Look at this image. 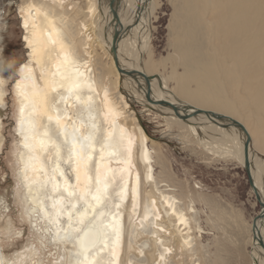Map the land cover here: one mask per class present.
<instances>
[{
	"label": "bare ground",
	"instance_id": "1",
	"mask_svg": "<svg viewBox=\"0 0 264 264\" xmlns=\"http://www.w3.org/2000/svg\"><path fill=\"white\" fill-rule=\"evenodd\" d=\"M73 1L23 0L21 6L27 54L17 80L28 95H19L15 81L13 93L26 215L43 221L55 245H70L72 264H138L129 256L141 254L151 264L178 255L175 263L182 264L193 242V210L172 192L153 191L151 139L133 108L139 103L167 132L178 130L195 155L236 162L251 174L263 215L250 227V259L264 264V0H173L168 25L173 54L160 64L163 71L169 65L168 77L156 72L147 45L157 1L86 0L84 18ZM97 49L111 60L100 77ZM26 64L34 70L35 87L22 80ZM22 118L31 148L24 147L19 132ZM73 137L77 149L91 145L86 150L93 157V192L101 164L107 190L100 204L91 195L87 203L80 198L83 178L77 186L64 162ZM57 147L64 177L53 172ZM142 240L150 247L144 253L137 247ZM0 261L6 263L2 253Z\"/></svg>",
	"mask_w": 264,
	"mask_h": 264
},
{
	"label": "rangeland",
	"instance_id": "2",
	"mask_svg": "<svg viewBox=\"0 0 264 264\" xmlns=\"http://www.w3.org/2000/svg\"><path fill=\"white\" fill-rule=\"evenodd\" d=\"M155 1L158 6L151 20L147 45L153 65L158 69L155 68L156 72L168 77L171 74L169 65L163 71L160 64L167 62L173 54L168 30L173 0ZM73 2L80 7L81 18H84L88 12L87 1ZM22 5L23 0H0V79L5 81L2 90L7 93L0 98V113H4L0 117V253L5 264H72L70 245L67 242L55 245L43 221H34L26 215L17 174L15 130L19 104L13 84L27 54L22 43L25 32L20 28ZM68 27L72 28L71 25ZM5 48H10V55L4 56ZM97 53L95 71L100 77L105 70L109 71L111 60L100 49ZM209 53L214 54L213 51ZM177 71L181 72V69L177 68ZM173 85L170 80L168 86ZM133 108L142 130L151 139L148 147L153 166V191L172 192L193 210L189 214L193 242L181 255L182 264H252L250 227L261 206L252 196L244 167L230 161L207 162L202 155H195L186 148L188 143L177 136L178 130L167 132L164 123L146 112L139 103ZM249 176L252 183L250 173ZM25 229L27 235H24ZM146 244L148 242L142 240L137 247L144 253L150 250ZM129 258L131 263L151 264L143 254ZM178 258L177 255L168 259L166 264H176Z\"/></svg>",
	"mask_w": 264,
	"mask_h": 264
},
{
	"label": "snow or ice",
	"instance_id": "3",
	"mask_svg": "<svg viewBox=\"0 0 264 264\" xmlns=\"http://www.w3.org/2000/svg\"><path fill=\"white\" fill-rule=\"evenodd\" d=\"M27 25L25 24V27ZM10 55V48H5L4 49V56H8ZM65 60H67V57L65 56ZM25 68L28 69L27 64L25 65ZM34 70L33 69H28L27 70V74L22 76V80H28V81H32L33 82V87L36 86L35 81H36V77L33 74ZM5 84V81L0 80V98H2L4 95H6L7 93H5L2 90V86ZM15 87L17 89H20L19 95L21 96H27L28 93L24 90V88L22 87V82L21 80H17L15 81ZM53 90H55V88H53ZM21 112V116L23 117V113H24V108L21 107L20 109ZM4 116V113H0V117ZM59 120V118H58ZM27 122L22 118L20 119V121L18 122V126H19V132L20 134L23 136V144L25 148H31L32 145L29 144V139H30V135L29 132L30 130H26L25 129V124ZM34 135V133H33ZM42 145H45L46 142L45 141H41ZM71 148L69 149V154L67 159L64 161L66 164H69L71 166L72 172L75 173V180H76V184L77 186L80 185L81 180L83 178V182L85 187L81 190V199H84L85 202L87 203V197L89 195H91V199L94 200L97 204H100L104 197V193L107 190V182L106 179H102V174H101V164H97L95 167V192L92 191V184H93V176L90 174L91 172V163L93 160L92 154L91 152L87 151V148H90L91 145H84L81 144L79 149H77V141L75 139V137H73L72 141H71ZM7 149L5 148V151ZM103 159V157H101V160ZM59 161H60V151H59V147H57V151H56V166L53 168V172L54 173H59L61 177L65 176V173L63 172L62 169H60L59 166ZM27 179V177L25 178ZM64 184H65V191H68V188L71 187V185L68 184L67 179L64 180ZM55 189L59 188V184H55L54 185ZM69 196H73L75 195L74 192L69 191L68 192ZM73 207H75V205H73ZM117 207H119V205H117ZM85 214H86V210H85ZM101 216L103 215V213L100 214ZM24 235H27V229L24 230ZM0 264H4L3 261H0Z\"/></svg>",
	"mask_w": 264,
	"mask_h": 264
},
{
	"label": "water",
	"instance_id": "4",
	"mask_svg": "<svg viewBox=\"0 0 264 264\" xmlns=\"http://www.w3.org/2000/svg\"><path fill=\"white\" fill-rule=\"evenodd\" d=\"M236 124V123H235ZM236 125H238V124H236ZM246 176H247V182H248V185H249V188L251 187L250 186V178L248 177V173H246ZM251 189V188H250ZM252 190V189H251ZM250 190V191H251ZM253 191V194H252V196L255 198V199H259V195L254 191V190H252ZM263 215V212L262 211H260V213L256 216V217H254L253 218V220H252V222H253V227H254V223H255V220H257V219H259L261 216Z\"/></svg>",
	"mask_w": 264,
	"mask_h": 264
}]
</instances>
